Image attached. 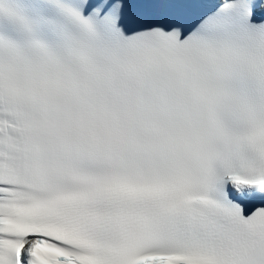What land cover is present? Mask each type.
<instances>
[{"label":"snow or ice","instance_id":"snow-or-ice-1","mask_svg":"<svg viewBox=\"0 0 264 264\" xmlns=\"http://www.w3.org/2000/svg\"><path fill=\"white\" fill-rule=\"evenodd\" d=\"M0 264H264V0H0Z\"/></svg>","mask_w":264,"mask_h":264}]
</instances>
